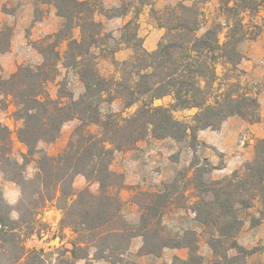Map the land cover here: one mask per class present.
<instances>
[{
    "label": "trees",
    "instance_id": "1",
    "mask_svg": "<svg viewBox=\"0 0 264 264\" xmlns=\"http://www.w3.org/2000/svg\"><path fill=\"white\" fill-rule=\"evenodd\" d=\"M51 2L63 23L35 42L41 63L20 65L7 79L0 77V98L10 100L13 119L22 122L16 138L26 150L21 153L22 163L11 158V131L0 122V168L21 193L14 209L16 220L11 218L13 208L0 197V264H45L52 254L57 264H75L88 260L91 249L93 260L116 264L136 237L142 238L139 255L160 257L166 248L185 249L186 259L174 257L169 264H204L198 252L200 235L194 229L172 238L162 225L171 200L167 188L142 194L143 202L136 203L140 209L136 226L125 220L119 196L123 176L110 166L115 152L134 148L149 135L183 141L193 148L198 131L217 129L229 117L259 122L257 93L240 68L244 57L239 46L264 32V18L254 21L264 12V0H181L162 10L152 8L156 26L164 30L153 51L144 48L138 34L137 7L122 2L107 9L102 0ZM129 13L133 16L123 25L119 42L97 19ZM10 35L0 23V52L7 51ZM121 45L131 55L117 61L113 56ZM100 59L111 61L112 73H100ZM59 67L76 75L83 89L78 98L48 94L46 85L59 75ZM164 98L169 99L166 105L155 104ZM115 101L121 103V111L103 115L101 106ZM4 102H0L2 110ZM189 110H195L190 122L174 116ZM74 119L79 124L58 154L38 150L39 143L55 141L63 124ZM92 125L98 127L96 132L90 131ZM31 162L33 178L19 179L22 168ZM210 171L204 164L193 170L189 180L196 193L190 208L194 222L205 235L211 264H247L249 251L236 237L243 225L240 213L254 202L264 209V138L256 141L251 159L230 175L215 180ZM78 175L86 186L76 190L73 180ZM92 184L96 191L90 189ZM48 206L60 211L59 228L75 236L70 248L51 253L27 249L25 240L39 236L44 226L39 216Z\"/></svg>",
    "mask_w": 264,
    "mask_h": 264
},
{
    "label": "rangeland",
    "instance_id": "2",
    "mask_svg": "<svg viewBox=\"0 0 264 264\" xmlns=\"http://www.w3.org/2000/svg\"><path fill=\"white\" fill-rule=\"evenodd\" d=\"M52 0H0V23L10 30V43L7 51L0 52V77L7 79L12 73L16 71L20 65H28L35 67L41 63V56L35 50V42L44 38L46 35L56 32L62 25L63 20L56 15ZM81 1V0H79ZM181 0H102L105 8L112 9L118 7L122 2L129 4L131 7H137L140 13L137 18L138 34L143 40L150 36L157 40V44L164 34V30L156 26L151 9L162 10L165 7L172 6ZM139 2V3H138ZM146 3L147 5L143 4ZM149 4V5H148ZM132 13L126 17H118L112 20H105L101 16L97 19L104 24L105 32L110 34L117 42L121 35L123 25L132 18ZM261 18H264V12L258 14L254 21L259 23ZM63 45L60 49H63ZM117 48V45H114ZM119 47V46H118ZM153 51V50H151ZM239 51L244 59L240 64V68L246 73L245 79L250 85V89L257 93L259 102V116L258 123L250 124L238 116L229 117L222 123L219 128L203 129L210 133L213 139L219 141L220 147H214L210 144L200 142L197 140V145L193 148L188 147V144L183 141H175L171 138L157 140L150 135L141 140V147L134 150L133 155L136 157L137 163L135 168L140 167V172L145 175H151L154 172L163 169L169 175V178L159 186L157 191L151 189H144L140 185L129 189L127 186L119 191V196L123 200V216L125 220L136 226L139 222L140 209L136 203L143 202V193H153L168 189L171 194L170 204L166 207L163 217L162 225L166 233L174 238L181 236L182 232L187 229H194L199 235V249L198 252L203 257L204 264H211L212 253L205 243V235L194 222V214L190 210L192 203L196 200V193L193 186L190 184V177L193 170L197 167H203L204 164L210 166V177L218 180L230 175L237 170L242 164L251 159L253 155V147L258 139L264 138V32L253 39L243 41L239 46ZM131 55V50L120 46V50L113 56L115 60L122 61ZM59 75L53 82H48L46 90L50 97L57 98L60 94L65 97L78 98L82 93V85L78 81L76 75L71 70H66L59 67ZM100 73L104 76L112 73L113 66L108 59H100L98 64ZM2 100L0 98V102ZM169 102L168 98L156 101V105H166ZM6 108L1 109L0 104V122L7 126L11 131L12 139V154L11 158L22 163L21 153H25V148L17 141L16 132L22 125L21 121L14 120L12 117L13 105L9 99L5 100ZM121 103L115 101L110 105H102L101 113L106 115L109 112L121 111ZM135 107L127 110V113L133 112ZM195 113V110L180 111L174 113L178 120L190 122V118ZM79 124L77 120H70L63 124L60 129L58 138L51 143H39L38 150L48 155L58 154L67 144L74 128ZM98 127L92 125L90 131L96 132ZM199 132V131H198ZM197 132V137H198ZM203 137V134L201 135ZM135 148V147H134ZM134 148L127 149L120 152H115L111 162V170H114L115 165L127 151ZM161 150L168 151V155H163ZM152 151V152H150ZM148 155L156 156L157 153L166 158L160 166L149 162ZM180 165L175 162H180ZM1 167V166H0ZM223 167L226 170H223ZM4 169H8L5 167ZM35 173L34 164L28 163L25 165L19 179H32ZM119 173V172H116ZM121 174V173H119ZM10 175H12L10 173ZM123 180H124V175ZM207 175L204 174L202 181H206ZM86 186V181L83 176L78 175L73 180V187L79 190ZM126 188V189H125ZM151 188V187H148ZM153 188V187H152ZM13 189L19 191V198L14 203H9L10 196ZM92 191H96V184L90 186ZM181 193V194H180ZM184 193V194H183ZM0 197L3 201L13 208L11 218L17 219V208L21 193L20 188L13 182L7 181L0 168ZM54 207L48 206L40 214L41 223L44 225L39 236H32L25 240V247L27 249H43L45 252H54L58 248H70L69 242L75 237L69 229H60L59 222L61 219L57 217ZM60 213V211H59ZM61 214V213H60ZM243 220V225L236 237L240 246L249 251L246 262L247 264H264V209L258 202L243 210L240 213ZM130 251L139 249L142 246V238L136 237L131 240ZM139 252V251H138ZM93 255L94 250H90ZM139 254V253H138ZM126 258H121L116 264H126L133 261V256L128 252L125 254ZM124 255V256H125ZM141 255V254H140ZM153 256V255H152ZM56 255L52 254L47 257L45 264H57ZM154 257V258H153ZM148 259L137 260L138 264H163L171 263L174 257L186 259L187 251L185 249H164L160 257L153 256ZM1 262V260H0ZM2 263V262H1ZM92 264V263H91Z\"/></svg>",
    "mask_w": 264,
    "mask_h": 264
},
{
    "label": "crops",
    "instance_id": "3",
    "mask_svg": "<svg viewBox=\"0 0 264 264\" xmlns=\"http://www.w3.org/2000/svg\"><path fill=\"white\" fill-rule=\"evenodd\" d=\"M157 40L154 37H146L143 40V46L145 49H147L148 51L154 50V46L156 45ZM225 122V121H224ZM223 122V123H224ZM198 137L197 140H199L200 142H204L206 144H210L211 146L214 147H220L221 145L219 144V141L217 139H213L212 135L208 132H206V130H200L198 132ZM203 134V137L201 136ZM162 141V140H161ZM141 142L139 141L135 148L133 150L127 151L124 155H122V161H120L121 157L116 158V160L118 161V164L115 165L114 170L116 172H119L121 174L124 175V186L128 187L129 189H133L132 187H137V185H140L142 188L144 189H151L153 191H157L159 189V186L161 185V183L165 182L167 180V178H169V175L163 171V169H160L157 172L152 173L151 175H145L142 172H140V167L139 168H135L137 160L136 157L133 155L132 152H134V150L136 148L141 147ZM152 152V151H150ZM150 152L146 153L145 156H149L148 160L149 162H152L154 164H156V166H160L162 164V162L166 161V158L162 157L161 154H158L156 156L154 155H148ZM168 151H164L161 150V153H163V155H168L169 153H167ZM180 162H175V164H179ZM223 170H226L225 167H223ZM151 187V188H148ZM153 187V188H152ZM124 189V188H122ZM126 189V188H125ZM19 198V191H17L16 189H13V193L10 196V200L9 203H14L18 200ZM121 199V197H120ZM122 200V199H121ZM125 200V199H123ZM122 200V202H123ZM57 217L60 218V213L59 211H56ZM134 239V238H133ZM132 239V240H133ZM132 242V241H131ZM139 251V247H137L135 250L130 251L129 248V254L131 256H133V261H131L130 263H126V264H138L137 260L139 259H148V258H152V255H139L138 254ZM127 256H123V258H126ZM154 258V257H153ZM87 261L92 263V264H110L107 261L104 260H93L92 259V254L89 255V259H80L77 260L75 264H87Z\"/></svg>",
    "mask_w": 264,
    "mask_h": 264
}]
</instances>
